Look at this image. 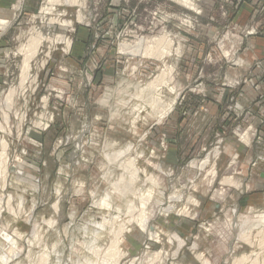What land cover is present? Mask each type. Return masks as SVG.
Wrapping results in <instances>:
<instances>
[{
	"label": "rangeland",
	"instance_id": "374dc122",
	"mask_svg": "<svg viewBox=\"0 0 264 264\" xmlns=\"http://www.w3.org/2000/svg\"><path fill=\"white\" fill-rule=\"evenodd\" d=\"M8 1L0 264H204L196 254L264 264V0H63L48 16L47 0ZM38 34L45 41L24 80L21 49ZM162 36L171 44L159 58L122 52L139 42L156 50ZM162 72L171 82L162 101L177 103L159 119L130 96ZM130 160L138 181L123 198L111 183ZM108 195L121 211L99 207ZM146 198L160 241L133 223Z\"/></svg>",
	"mask_w": 264,
	"mask_h": 264
},
{
	"label": "bare ground",
	"instance_id": "6f19581e",
	"mask_svg": "<svg viewBox=\"0 0 264 264\" xmlns=\"http://www.w3.org/2000/svg\"><path fill=\"white\" fill-rule=\"evenodd\" d=\"M187 2H188V0H187ZM62 4H63V0H47V2H46V6L42 9V13L44 14V15H46V16H48V15H55V14H58V15H60L59 13H57L58 12V7H61L62 6ZM64 4L67 6V5H70V6H72V7H82V4H81V1L80 0H64ZM81 15H79V19L81 20ZM52 21H54V20H52ZM8 22L6 21V20H0V32L3 30L4 31V28H5V26H6V24H7ZM70 24H71V22H68V21H65V22H63V27L64 28H67V27H69L70 26ZM167 38H166V36H162V37H160L159 39H154L155 41H156V46H157V49L155 50V48H154V50L152 51L151 50V48H153V47H149V46H146V44L144 43V42H139V43H137L136 45H134V46H132V45H123L121 48H122V52L124 53V54H132V55H136V57L138 56H145V57H149L150 58V56H152V57H157V58H159L160 56H162L163 54H165L164 53V51H166L165 50V48H167V46H169V44H171V42H168V40H166ZM45 41V38L41 35V34H38L37 36H35V37H33L32 38V40H31V44L30 45H28V46H26L24 49L22 48L21 49V52L22 53H25L26 54V59L24 60V65H23V78H24V80H26V78H27V74H28V71L30 70V61H31V59H33V57L37 54V51H38V48L40 47V45L43 43ZM69 46H70V44H68ZM149 45V44H148ZM154 47H155V45H154ZM172 49V48H171ZM150 52H152L151 54H150ZM135 57V56H134ZM43 67V66H42ZM170 70V69H169ZM171 72V71H170ZM163 73V72H162ZM166 73H167V71H166ZM168 74V73H167ZM172 81V80H171ZM170 82V81H169ZM168 81H166V75L163 73L162 75L160 74V76L158 77V78H155L154 79V81L152 82V83H150L149 85H147L144 89H140V88H137V90L135 91V93L134 94H132L130 97H131V99H133V98H139V100H141V101H144V103L146 102L153 110L152 111H154L156 114H157V116H158V118L159 119H162L163 117H165V116H167L168 114H170L172 111H173V109H174V107H175V105H176V100H175V98L172 100V102H170V103H166V102H164V101H162V99L164 98L163 97V95H162V93L160 92L161 91V88H163V85L166 87L167 85L168 86H170V83H169ZM24 85V84H23ZM174 88V87H173ZM168 89H170V88H168ZM177 89V88H176ZM170 90H172L173 92L175 91V89H170ZM15 91V90H14ZM170 92V91H169ZM173 92H171V93H173ZM179 93V92H178ZM10 95V94H9ZM175 96H176V93H175ZM8 98V97H7ZM9 98H11L10 96H9ZM9 100V99H8ZM11 100V99H10ZM8 104V103H7ZM9 106V105H8ZM9 108V107H8ZM134 110L136 111V112H138V114H140L141 112H142V109L140 108V107H135L134 108ZM4 115V114H3ZM6 116V115H5ZM8 116V115H7ZM8 118V117H7ZM7 118H5V122H7L8 120H7ZM7 120V121H6ZM3 124V123H2ZM6 124H8V123H6ZM37 124V123H36ZM39 124H41L40 122H39ZM5 126V125H4ZM2 127V126H1ZM3 128V127H2ZM4 129V128H3ZM1 130V129H0ZM5 130V129H4ZM3 131V130H2ZM1 132V131H0ZM11 134V133H10ZM4 136V135H3ZM3 139V138H2ZM4 141V140H3ZM2 144V143H1ZM4 144V143H3ZM2 145H0V147H1ZM4 146H6V145H4ZM4 146H2L3 148H4ZM8 146V145H7ZM7 146H6V148H7ZM1 147V148H2ZM128 147V146H127ZM129 149V148H128ZM128 149L126 148V150H127V152H128ZM130 149H131V147H130ZM129 149V150H130ZM134 149V148H133ZM4 150V149H3ZM7 150V149H6ZM125 150V149H124ZM123 152H125V151H122L119 155H121ZM5 153V152H4ZM2 155V154H1ZM5 155H6V153H5ZM4 156V155H3ZM2 156V158H3V160L1 159V157H0V159L2 160V161H4V157ZM6 159V158H5ZM6 162V161H5ZM4 162V163H5ZM0 163H2L1 161H0ZM6 164V163H5ZM2 166V165H1ZM7 166V165H6ZM3 167V166H2ZM160 169V168H159ZM3 170H5L6 171V169H3ZM161 170L162 171H165L164 170V168H161ZM160 170V171H161ZM2 171V170H1ZM5 171H3V172H5ZM7 172V171H6ZM5 172V173H6ZM138 172L139 171H137V169H136V167H135V164H134V162L133 161H129V162H127L125 165H124V168H123V174H121L122 176H120L119 177V179L118 180H116V182L115 183H111V188L113 189V191H114V193H117L118 192V194L120 195V196H122L123 197V195L125 196V194H127L128 192H130V191H132V189H133V186L135 185V183L138 181ZM127 173H129V177H128V175H127ZM4 174V173H3ZM3 174H1L0 173V175H3ZM16 174H18V173H16ZM169 174V173H168ZM6 175V174H5ZM4 175V176H5ZM127 176V177H126ZM2 178H4V177H2ZM126 178H128L127 180H126ZM148 179V178H147ZM151 179V178H150ZM5 180V179H4ZM229 181H231L230 179H226V182L227 183H229V184H231ZM224 182V181H223ZM124 183H127L128 185L126 186V187H121V185L122 184H124ZM232 185V184H231ZM120 188H121V191H120ZM139 190V189H138ZM133 192V191H132ZM136 193H138V192H136ZM136 193L135 194H133V196L134 195H136ZM139 194V193H138ZM128 195H130V194H128ZM132 195V194H131ZM141 195V194H140ZM103 196V195H102ZM138 196V195H137ZM147 196H149V195H147ZM110 195H108L107 197H105V200H102L101 201V205H100V203H99V207L101 208V206H104V208L106 207L107 208V210L108 211H112L113 209H115L116 208V211H121L120 209H119V207L118 206H114V204L112 203V201L110 200ZM135 197V196H134ZM145 197V196H144ZM150 197V196H149ZM101 198V197H100ZM124 198V197H123ZM131 198H132V196H131ZM136 198V197H135ZM140 198V197H139ZM143 197H141V199H142ZM12 199V198H11ZM141 199L139 200V201H141ZM148 198H146V200H147ZM151 199V198H150ZM150 199L149 200H142L141 202H142V207H140V208H143V211L142 212H139V213H141V215L138 217V219H135L134 221H133V223H135L134 225H136L137 227H139L140 229H141V231L142 232H144L147 236H149V237H152V239L154 238V239H156V241L157 240H159L160 241V239H161V237H160V235L159 234H157L156 232H155V230L153 229V227H151L150 226V224H149V221H148V217L146 216V214H145V211H144V209H145V206H146V203H149L150 202ZM61 200V198H58V203L56 204V210L60 213L61 211V209H60V205H59V201ZM135 200V199H134ZM171 200V199H170ZM129 201V200H128ZM100 202V201H99ZM0 204H2V203H0ZM129 204V203H128ZM134 203H132L131 204V206H134L133 205ZM137 204V203H136ZM129 206H127V208H128ZM103 207L101 208V209H104ZM126 208V209H127ZM139 208V207H138ZM140 210V209H139ZM138 210V211H139ZM142 210V209H141ZM0 211H1V209H0ZM132 211V210H131ZM57 212V213H58ZM130 212V211H129ZM134 212H137V211H135L134 210ZM58 213V214H59ZM119 213V212H118ZM131 213V212H130ZM1 214V213H0ZM127 214H128V212H127ZM60 215V214H59ZM131 215H132V213H131ZM131 215H128V216H131ZM137 215V214H136ZM132 217V216H131ZM137 217H134V218H137ZM113 218H115V217H113ZM126 219V218H125ZM133 219V218H132ZM132 219H130V220H132ZM117 221V220H116ZM127 221H129V220H127ZM236 221V223H235V228L234 229H237L238 230V227H240L241 225H240V223H238V221L237 220H235ZM108 223V222H107ZM112 223V222H111ZM126 223H128V222H126ZM106 224V223H105ZM105 224H102L101 226H103V225H105ZM109 224V223H108ZM113 224V223H112ZM131 224V223H130ZM107 225V224H106ZM110 225V224H109ZM107 226V227H111V226ZM126 225V224H125ZM120 227H122V226H120ZM100 228V227H99ZM111 229V228H110ZM121 229H123V228H121ZM120 229V230H121ZM112 231V230H111ZM115 231V230H114ZM119 231V230H118ZM118 231L116 232V233H118ZM122 231V230H121ZM120 231V232H121ZM124 232V231H123ZM113 233V232H112ZM120 235H121V233H120ZM4 236V235H3ZM112 236V235H111ZM116 236V235H115ZM115 236H114V239H115ZM122 236V235H121ZM118 237H120L119 235H118ZM118 237H116V239H115V241L114 242H111L112 244H111V247H110V249L108 250V253H107V256L108 257H110V259H111V257L113 258V256H115V255H117V249H118V246H120L119 245V243H120V240L118 239ZM4 238V237H3ZM17 238V237H16ZM150 239V238H149ZM6 241H7V243L9 242V243H11V244H9V245H11L13 248H15V246H16V242L11 238H9L8 240L6 239ZM169 241L171 242V243H180V245H181V240L177 237V236H175V235H172V236H170L169 237ZM10 247V246H9ZM180 247V246H179ZM11 248V247H10ZM194 250H196V248H194ZM100 251V250H99ZM97 252H98V250H97ZM9 255V254H8ZM13 255V254H12ZM95 255H97L96 253H95ZM98 256V255H97ZM13 257V256H12ZM15 257V256H14ZM196 257L199 259V260H202L203 262H204V264H207L206 262H205V260H203L201 257H202V255H200V254H196ZM10 258H11V256H10ZM10 258H8V257H6V256H3L2 258H1V261H2V264H8L9 263V261L10 260H12V259H10ZM14 259V258H13ZM104 262H105V260L107 259V258H105V256H104ZM244 259V258H243ZM242 259V260H243ZM98 260V259H97ZM107 260H109V259H107ZM241 260V261H242ZM110 261V260H109ZM236 261V260H235ZM239 262V261H238ZM245 262V261H244ZM101 263V262H100ZM99 263V264H100ZM107 263V262H106ZM102 264V263H101ZM105 264V263H104ZM112 264V263H111ZM115 264H117V263H115ZM241 264V263H240Z\"/></svg>",
	"mask_w": 264,
	"mask_h": 264
},
{
	"label": "crops",
	"instance_id": "0c3cea01",
	"mask_svg": "<svg viewBox=\"0 0 264 264\" xmlns=\"http://www.w3.org/2000/svg\"><path fill=\"white\" fill-rule=\"evenodd\" d=\"M8 7H9V1L8 0H1L0 1V8H8Z\"/></svg>",
	"mask_w": 264,
	"mask_h": 264
}]
</instances>
